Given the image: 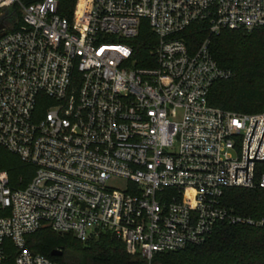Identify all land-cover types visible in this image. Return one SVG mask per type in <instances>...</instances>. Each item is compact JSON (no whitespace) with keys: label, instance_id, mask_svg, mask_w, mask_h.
Masks as SVG:
<instances>
[{"label":"built area","instance_id":"1","mask_svg":"<svg viewBox=\"0 0 264 264\" xmlns=\"http://www.w3.org/2000/svg\"><path fill=\"white\" fill-rule=\"evenodd\" d=\"M0 0V146L34 167L15 186L0 171V264H60L28 247L50 229L87 240L109 233L140 264L201 246L219 223L264 227L224 204L227 189L264 188L254 159L264 112L211 106L232 77L210 36L264 28V0ZM147 24L152 66L131 40ZM209 37L193 52L182 34ZM264 160V137L256 156ZM31 175V174H30Z\"/></svg>","mask_w":264,"mask_h":264},{"label":"trees","instance_id":"2","mask_svg":"<svg viewBox=\"0 0 264 264\" xmlns=\"http://www.w3.org/2000/svg\"><path fill=\"white\" fill-rule=\"evenodd\" d=\"M22 1L31 4L40 0ZM62 2V14L71 17L75 0ZM208 37V32L199 27L182 34L191 52ZM209 39L212 58L220 68L232 73L231 78L214 83L208 95L209 104L240 114L264 112V28L251 32L224 30ZM157 41L147 24L139 36L130 41L132 60L137 68L152 66V51ZM0 171H6L11 183L17 186L21 180L23 185L30 180L34 167L0 146ZM259 180L260 175L256 182ZM224 204L237 217L256 222L264 220V188L227 189ZM28 247L60 264L141 263L138 258L128 255L124 244L109 233H101L82 242L71 234L59 235L45 229L28 238ZM55 251H61L62 256L53 257ZM153 264H264V227L219 223L212 237L203 245L157 254Z\"/></svg>","mask_w":264,"mask_h":264},{"label":"water","instance_id":"3","mask_svg":"<svg viewBox=\"0 0 264 264\" xmlns=\"http://www.w3.org/2000/svg\"><path fill=\"white\" fill-rule=\"evenodd\" d=\"M3 29H4V25H3V24H0V31L3 30ZM257 123H258V121H256V124H255V126H254V129H253L252 135H251L250 140H249V143H248L247 168H236L235 182H237V172H238V170H246V182H248L249 161H251V162H264V160H257V159H256L257 153H258V151H259V148H260L261 142H262L263 137H264V132H263V135H262V138H261V141H260V143H259V146H258V149H257V151H256V154H255L254 159H249V153H250V142H251V140H252V137H253L254 131H255V129H256ZM52 256H53V257H61V256H62V252H61V251H55V252L52 253Z\"/></svg>","mask_w":264,"mask_h":264},{"label":"rangeland","instance_id":"4","mask_svg":"<svg viewBox=\"0 0 264 264\" xmlns=\"http://www.w3.org/2000/svg\"><path fill=\"white\" fill-rule=\"evenodd\" d=\"M262 174H264V163L263 164H258L257 165V169H256V177L258 175H262Z\"/></svg>","mask_w":264,"mask_h":264}]
</instances>
